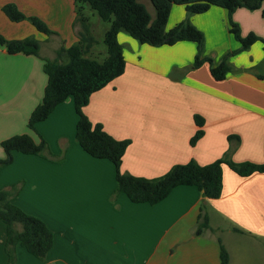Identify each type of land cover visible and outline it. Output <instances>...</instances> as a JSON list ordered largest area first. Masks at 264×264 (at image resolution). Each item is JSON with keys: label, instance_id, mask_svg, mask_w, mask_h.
<instances>
[{"label": "crops", "instance_id": "crops-1", "mask_svg": "<svg viewBox=\"0 0 264 264\" xmlns=\"http://www.w3.org/2000/svg\"><path fill=\"white\" fill-rule=\"evenodd\" d=\"M9 2L53 31L45 35L28 20L13 22L0 10L5 38L33 36L39 41L38 55L10 54L0 45V142L19 133L37 140L27 120L43 96L44 59H53L60 46L74 44L80 26L73 0H0V6ZM263 9L264 2L259 9L238 7L232 12L242 35L254 32L264 37ZM87 13L93 36L98 33L96 45L107 23ZM185 17L184 6L173 4L166 29ZM188 19L204 35L201 57L218 63L239 47L228 31L224 8L212 5ZM117 39L124 70L91 93L82 111L114 138L130 140L122 172L150 178L191 158L201 165L210 163L225 153L230 134L239 137L230 155L233 161L264 162V51L259 41L231 54V70L216 80L207 62L192 65L197 54L193 41L149 45L122 31ZM195 114L203 118V134L191 145L189 139L198 128ZM76 121L69 96L35 124L52 159L14 152L12 161L0 168V188L20 186L12 202L40 217L53 232L43 260L17 244L14 264H220V243L227 251V264H264V172L240 176L223 164L217 198L204 197L192 185L175 186L155 204L132 202L122 192L111 197L114 166L79 146ZM202 204L208 227L197 234ZM0 264H9L1 219Z\"/></svg>", "mask_w": 264, "mask_h": 264}, {"label": "trees", "instance_id": "trees-1", "mask_svg": "<svg viewBox=\"0 0 264 264\" xmlns=\"http://www.w3.org/2000/svg\"><path fill=\"white\" fill-rule=\"evenodd\" d=\"M148 1L154 9L153 16L141 0H73L75 21L80 26L77 41L68 47L60 46L53 59H44L43 71L47 80L43 96L30 112L27 120L28 129L35 131L38 139L35 140L29 133H19L1 140L0 145L5 157L0 158V168L12 161L14 152L52 159L48 157L47 141L37 133L35 124L47 118L58 103L71 96L77 114L76 142L90 156L107 159L114 166L116 187L111 197L122 192L132 202L155 204L165 198L175 186L192 185L204 197L217 198L222 189L223 164L240 176H247L253 172H264V162H236L231 159V152L239 142V137L234 134L227 136L229 146L225 153L207 164L201 165L191 158L185 163L173 164L165 173L150 178L121 171L122 156L130 140L114 138L103 129L100 123H92L82 111L91 93L105 86L124 70L125 59L122 46L117 39L120 31H125L140 43L149 45H171L181 40L195 42L197 54L194 56L192 65L197 67L207 62L210 74L216 80L223 79L231 70L228 63V57L231 54L247 49L256 41L261 43L264 51V37L254 32L242 35L238 23L231 18L236 8L259 9L264 0ZM173 4L183 5L186 17L166 29L167 18ZM212 5L226 10L228 31L239 43L237 49L227 52L218 63H214L211 57H201L204 35L188 19V15L205 12ZM0 10L13 22L27 19L37 31L45 35L53 33L42 19L24 14L12 2L1 5ZM87 10L92 11L107 23L102 37L106 53L102 59L91 55V47L97 40L91 32V20ZM262 14L264 16V9ZM0 45L4 46L10 54L38 55L39 52V41L33 36L7 39L0 33ZM194 121L198 128L189 139L191 145H194L203 134L201 128L203 118L195 114ZM19 189L18 185L0 188V219L5 223V251L9 264H14L17 244L33 256L43 260L53 242L52 230L40 217L25 212L12 202L13 195ZM17 224L19 228H16ZM207 227L208 216L202 204L197 215L195 232L198 234ZM219 247L220 264H227V251L222 243Z\"/></svg>", "mask_w": 264, "mask_h": 264}, {"label": "rangeland", "instance_id": "rangeland-1", "mask_svg": "<svg viewBox=\"0 0 264 264\" xmlns=\"http://www.w3.org/2000/svg\"><path fill=\"white\" fill-rule=\"evenodd\" d=\"M147 7L148 11L150 12L151 16H153L154 14V9L152 7V5L150 4V2L148 0H141ZM91 17V16H90ZM27 20V19H26ZM102 23V22H101ZM102 25H104V23H102ZM97 32H99L100 28L98 26H96ZM123 33H126L124 31H122ZM98 33H95V37L97 36ZM93 52L91 53V55L93 57H96L97 59H102L105 55V51H104V47L102 46V42L100 40H98V44H94L93 45Z\"/></svg>", "mask_w": 264, "mask_h": 264}]
</instances>
